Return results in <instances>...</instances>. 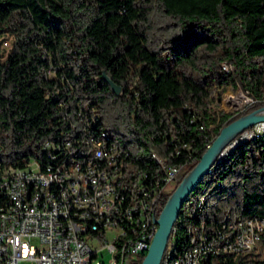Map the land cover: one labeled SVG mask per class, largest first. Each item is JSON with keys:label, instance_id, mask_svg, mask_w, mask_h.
Here are the masks:
<instances>
[{"label": "trees", "instance_id": "trees-1", "mask_svg": "<svg viewBox=\"0 0 264 264\" xmlns=\"http://www.w3.org/2000/svg\"><path fill=\"white\" fill-rule=\"evenodd\" d=\"M133 56L149 58L157 74L171 71L168 88L134 89ZM223 60L234 68L223 70ZM230 83L264 97V0H0L2 165L33 156L46 168L54 149L45 142L81 134L85 111L129 148L132 166L161 176L155 151L189 171L222 126L264 104L220 109L216 92ZM187 199L160 264L190 245V223L219 228L236 216H264V135L223 156ZM208 260L264 264L254 251Z\"/></svg>", "mask_w": 264, "mask_h": 264}, {"label": "built area", "instance_id": "built-area-1", "mask_svg": "<svg viewBox=\"0 0 264 264\" xmlns=\"http://www.w3.org/2000/svg\"><path fill=\"white\" fill-rule=\"evenodd\" d=\"M3 45L10 46V40L4 39ZM222 63L225 71L234 68L229 61ZM53 70L51 65L48 72ZM260 100L264 97L241 86L225 98L234 111ZM79 115L85 122L81 134L73 131L45 142L44 147L54 149V162L46 168L33 156L25 165L0 162V264H132L130 253L147 252L158 228L161 201L183 178L187 165L171 164L154 151L163 173L150 176L131 165L129 148L109 129L94 126L97 113ZM262 135L264 120L246 128L228 148ZM203 200L202 195L196 198L189 212ZM110 229L115 230L112 240ZM189 231L190 245L171 264H210L208 259L221 253L252 252L264 243V216H236L219 228H207L201 220L190 223ZM175 232L174 225L169 254ZM105 247L112 253L110 263L100 257Z\"/></svg>", "mask_w": 264, "mask_h": 264}, {"label": "water", "instance_id": "water-1", "mask_svg": "<svg viewBox=\"0 0 264 264\" xmlns=\"http://www.w3.org/2000/svg\"><path fill=\"white\" fill-rule=\"evenodd\" d=\"M105 77L114 91L120 93L122 90L121 84L114 81L107 74H105ZM261 120H264V104L249 110L222 126L197 163L183 176L170 194L157 217L158 228L140 264L161 263L172 229L189 194L200 183L205 174L212 169L213 165L225 155L226 151H230L231 148H228V146L233 144V140L246 128Z\"/></svg>", "mask_w": 264, "mask_h": 264}, {"label": "rangeland", "instance_id": "rangeland-1", "mask_svg": "<svg viewBox=\"0 0 264 264\" xmlns=\"http://www.w3.org/2000/svg\"><path fill=\"white\" fill-rule=\"evenodd\" d=\"M136 64L134 67L135 70V76L132 82V87L134 89H141L142 87H150V88H158V89H165L168 88L169 79L172 76V72L168 71L165 73L157 74L154 70V68L151 66V62L149 58H145L142 56H133ZM224 62V60L222 61ZM223 64V63H222ZM221 64V66H222ZM222 69L224 70L223 66ZM239 86H234L232 83L228 84L224 90H218L217 96L218 101L217 105L220 109H224L226 111L232 110V107L227 106L225 102V98L230 92H237L239 90ZM188 166H184V171L188 172ZM187 168V170H186ZM183 172V173H185ZM185 173V174H186ZM184 174V175H185ZM188 202V199L185 201V203ZM184 203V204H185ZM183 204V206H184ZM182 206V208H183ZM114 229H110L107 231V236L109 240L113 239L114 236ZM255 253H257L260 257H264V243H259L253 250ZM130 257L132 258V264H140L145 253H130ZM102 259L105 260L106 263H110V259L112 257L111 251L105 247L103 249V255H100ZM216 257V256H214ZM30 264V263H27Z\"/></svg>", "mask_w": 264, "mask_h": 264}]
</instances>
